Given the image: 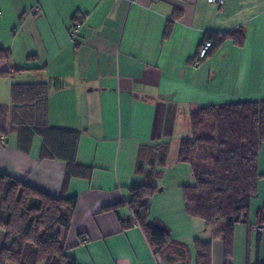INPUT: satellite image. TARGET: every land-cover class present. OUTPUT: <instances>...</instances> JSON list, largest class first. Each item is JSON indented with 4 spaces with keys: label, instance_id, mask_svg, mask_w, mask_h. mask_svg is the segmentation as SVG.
Masks as SVG:
<instances>
[{
    "label": "crops",
    "instance_id": "crops-1",
    "mask_svg": "<svg viewBox=\"0 0 264 264\" xmlns=\"http://www.w3.org/2000/svg\"><path fill=\"white\" fill-rule=\"evenodd\" d=\"M238 30L243 45L226 41L195 65L207 33ZM0 50L8 52L0 59V106L9 111L13 85L44 84L48 124L79 132L76 162L91 174L66 187V163L40 158L41 137L24 153L17 134L0 135L1 172L54 197L77 199L69 229L57 227L68 256L77 264H196L193 243L200 240L211 242V264H224L223 242L185 211L182 187L194 178L178 162L188 134L181 125L199 106L264 98V0H225L222 8L207 0H0ZM0 129L7 131V123ZM166 143L167 161L157 167L160 190L146 205L185 248L173 262L153 254L137 226L120 224L132 220L131 186L145 183L138 160L143 153L150 163L154 156L145 149L156 154ZM259 170L264 173L262 152ZM115 205V212L104 211ZM257 227L246 228V236L257 241L256 264H264V228ZM4 240L0 230V249ZM234 253L235 247L230 264H237ZM250 254L242 264H251Z\"/></svg>",
    "mask_w": 264,
    "mask_h": 264
},
{
    "label": "trees",
    "instance_id": "trees-1",
    "mask_svg": "<svg viewBox=\"0 0 264 264\" xmlns=\"http://www.w3.org/2000/svg\"><path fill=\"white\" fill-rule=\"evenodd\" d=\"M172 22L167 24L164 38L169 36ZM244 38L242 30L207 33L200 48L205 42H210V47L202 59L198 51L193 61L210 59L226 41L241 46ZM7 57L8 52L0 50V59ZM11 97L8 112L6 106H0V125L7 123L8 127L7 131L0 129V135L17 134L18 147L24 153L30 152L34 136L41 137L40 158L66 163L65 187L73 177H89L91 169L76 162L79 132L48 124L46 85H13ZM0 141L4 143L5 138ZM263 146L264 98L199 106L190 113L188 135L179 143L178 162L188 165L194 178L193 184L182 187L185 211L190 218L203 221L223 242L224 264L231 263L236 225L248 222L251 201L258 197L259 183L264 179L259 170ZM155 150L153 154V148L145 149L154 156L150 163L143 153L139 156L136 171L145 183L131 186L126 205L132 220H121L120 224L123 229L137 226L153 254L173 262L184 255L185 248L171 239L160 221L150 217L146 205L160 190L156 180L163 172L157 167L166 163L169 143ZM76 202L75 197H54L0 171V230L5 235L0 264H77L66 254L57 230L58 226L69 229ZM119 206L104 211L115 212ZM255 217L257 226L264 225V205ZM193 246L196 264H211V242L195 240Z\"/></svg>",
    "mask_w": 264,
    "mask_h": 264
},
{
    "label": "rangeland",
    "instance_id": "rangeland-1",
    "mask_svg": "<svg viewBox=\"0 0 264 264\" xmlns=\"http://www.w3.org/2000/svg\"><path fill=\"white\" fill-rule=\"evenodd\" d=\"M189 128V121L186 123H182L181 125V132L185 131L186 129ZM188 135V134H186ZM183 138V137H182ZM2 140V138H1ZM262 152V156H264V146L261 149ZM264 180V179H263ZM263 185H264V181H263ZM262 194H264V190L262 191ZM263 196L261 197H257L253 200H255V202H253L252 205H250L249 208V212H248V222H242L236 225L235 228V253H234V260H236L237 264H242L243 261H247V254L251 253L250 255H252L251 258V264H256L257 261V241L256 240H252L249 241V239L246 236V228H249L250 225H253V223H255V216H256V212L264 205V200H263ZM252 200V201H253ZM251 201V203H252ZM258 209V210H257ZM256 211V212H254ZM264 228V225H259L256 228V232H262ZM83 239V238H82ZM260 258L261 261H264V241H263V245L261 246V250H260ZM259 259V258H258Z\"/></svg>",
    "mask_w": 264,
    "mask_h": 264
},
{
    "label": "built area",
    "instance_id": "built-area-1",
    "mask_svg": "<svg viewBox=\"0 0 264 264\" xmlns=\"http://www.w3.org/2000/svg\"><path fill=\"white\" fill-rule=\"evenodd\" d=\"M38 1H40V0H38ZM207 1L210 4H214V5L218 6L219 8H222L225 4V0H207ZM39 11H40V7L38 5L34 6L32 8L33 13H38ZM76 28H77V26H76ZM209 47H210V42H205L203 47L199 51V54H198L199 59H202L205 56L206 51L208 50ZM195 65H198V62H196ZM3 140H4V138H2V141Z\"/></svg>",
    "mask_w": 264,
    "mask_h": 264
}]
</instances>
